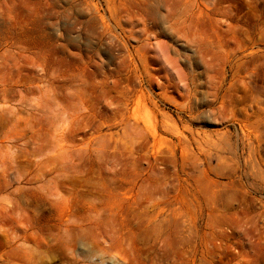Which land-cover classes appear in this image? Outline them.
<instances>
[{
	"label": "rangeland",
	"instance_id": "obj_1",
	"mask_svg": "<svg viewBox=\"0 0 264 264\" xmlns=\"http://www.w3.org/2000/svg\"><path fill=\"white\" fill-rule=\"evenodd\" d=\"M0 264H264V0H0Z\"/></svg>",
	"mask_w": 264,
	"mask_h": 264
}]
</instances>
